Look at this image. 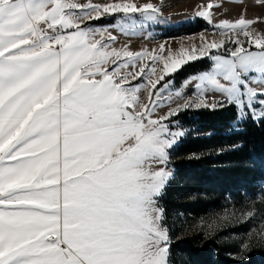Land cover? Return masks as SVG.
<instances>
[{
    "label": "snow or ice",
    "instance_id": "snow-or-ice-1",
    "mask_svg": "<svg viewBox=\"0 0 264 264\" xmlns=\"http://www.w3.org/2000/svg\"><path fill=\"white\" fill-rule=\"evenodd\" d=\"M167 6L0 0V264H174L183 213L173 217L164 200L178 148L199 135L181 114L229 109L233 130L264 125V31L254 27L264 18L245 9L216 22L221 5L208 0L195 12L211 26L199 43L119 44L155 40L150 29L171 23ZM107 18L115 23H97ZM200 60L207 65L177 86L176 74ZM259 191V207L253 190L241 208L196 225L218 239L259 219L236 245L235 264L264 246Z\"/></svg>",
    "mask_w": 264,
    "mask_h": 264
},
{
    "label": "trees",
    "instance_id": "trees-1",
    "mask_svg": "<svg viewBox=\"0 0 264 264\" xmlns=\"http://www.w3.org/2000/svg\"><path fill=\"white\" fill-rule=\"evenodd\" d=\"M114 23L112 18L97 22ZM202 19L167 28L163 36L193 34L210 29ZM200 60L186 65L176 74V82L198 72L207 65ZM233 113L229 109L217 112L190 111L181 114L185 127L199 130L177 150L172 167L176 180L167 192L164 203L173 217L183 213L175 222L178 238L173 241L174 264H235L237 247L232 234H240L246 224L229 227L218 233V239L208 237L196 228L197 220L213 212L233 207L239 209L245 197L256 190L255 200L260 204V191L264 188V125L252 122L233 130ZM211 133V135H206ZM223 148V152L219 149ZM190 153L201 154L198 159H188ZM187 221V223H182ZM257 219L254 223H260ZM222 235H226L222 238ZM244 264H264V246H250L244 252Z\"/></svg>",
    "mask_w": 264,
    "mask_h": 264
},
{
    "label": "rangeland",
    "instance_id": "rangeland-1",
    "mask_svg": "<svg viewBox=\"0 0 264 264\" xmlns=\"http://www.w3.org/2000/svg\"><path fill=\"white\" fill-rule=\"evenodd\" d=\"M208 0H165V3L168 5L165 8V16H168L171 18L170 24L161 25L159 27L153 26L151 31L154 32L156 39L152 40L149 38H132L131 41H129L128 38L121 36L119 44L124 43H131L133 50H140L141 48H155L158 46L160 42H163L164 40H168L169 44L173 49H178L181 44H191V43H199V35L201 33H204V35H208V32L205 30L199 31L197 33L193 34H184L179 36H172L167 37L163 36L162 33H164L167 28H175L179 25L186 24L192 21H195V12L198 10L200 5L206 4ZM214 4L221 5L220 7H216L213 9L214 12V20L216 22L224 19L228 20H234L239 18L240 14L246 9V16L249 19L260 17L264 18V5L260 4L258 0H212ZM115 23V22H114ZM113 23V24H114ZM258 30L264 31V24H258L255 25ZM116 34V33H114ZM189 37H193L194 39H189ZM209 38H211L209 36ZM119 46V45H118ZM186 79V78H185ZM184 80V79H183ZM176 82V85L179 86L182 82ZM223 211L219 212H213L210 216L215 215L217 213H221ZM209 217V216H207ZM204 217V218H207ZM201 218L197 220V224L200 222ZM261 223V222H260ZM260 223H254L253 226L252 223L246 224L243 228L242 233L240 234H232V236H228L227 238L231 239L234 237L235 242H239L241 238H246L244 236L246 231L250 230V224L251 227L259 229ZM226 235H222V238H225Z\"/></svg>",
    "mask_w": 264,
    "mask_h": 264
}]
</instances>
